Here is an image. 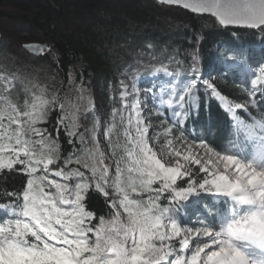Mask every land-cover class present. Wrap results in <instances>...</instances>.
<instances>
[{"label": "snow or ice", "instance_id": "obj_1", "mask_svg": "<svg viewBox=\"0 0 264 264\" xmlns=\"http://www.w3.org/2000/svg\"><path fill=\"white\" fill-rule=\"evenodd\" d=\"M159 2L231 32L221 64L243 68L250 84L234 99L222 95L203 79L196 51L183 79L162 64L154 78L170 87L159 97L148 90L156 131L135 82H120V106L104 120L82 76L68 73L65 92L5 67L0 264H264V54L245 64L235 47L241 30L264 43V0ZM201 80L233 121L225 146L186 133Z\"/></svg>", "mask_w": 264, "mask_h": 264}, {"label": "trees", "instance_id": "obj_2", "mask_svg": "<svg viewBox=\"0 0 264 264\" xmlns=\"http://www.w3.org/2000/svg\"><path fill=\"white\" fill-rule=\"evenodd\" d=\"M0 32L1 38L13 45L1 48L3 64L10 57L16 58L10 51L20 43L48 42L52 54L44 59L47 60L45 67L59 78L58 88L67 91L66 77L71 72L82 76L87 88L96 86L112 106H120L118 77L134 63L130 56L118 53L120 47L140 49L142 60L149 62L163 63L170 59V68L179 71L181 79L191 71L190 54L196 51L203 79L211 81L230 99L240 96L251 79L243 68L225 71L221 64L223 45L233 40L231 32L214 27L208 16L154 0H0ZM235 47L237 59L245 64L254 65L264 54L259 34L248 30L240 31ZM18 49L25 60L16 58L19 65L12 70L25 79L35 80L28 70L32 66L26 60L27 52L19 46ZM146 52L150 58H145ZM200 84L199 115L193 113L186 133L196 138L207 137L212 144L225 146L232 130L231 116L224 112L216 97L210 93L204 95L203 80ZM55 122L53 115L47 127L52 129Z\"/></svg>", "mask_w": 264, "mask_h": 264}, {"label": "rangeland", "instance_id": "obj_3", "mask_svg": "<svg viewBox=\"0 0 264 264\" xmlns=\"http://www.w3.org/2000/svg\"><path fill=\"white\" fill-rule=\"evenodd\" d=\"M8 45L10 47L13 46L12 44H9L3 38L0 39V50L1 48L6 47ZM22 45L23 44L20 43L19 45L14 46L13 48H11L10 52H11V55L12 54L15 55L17 59L25 60L23 57L24 54L21 53L20 50L18 49V46L21 49ZM161 50H164V48ZM118 51H119L118 53H120L121 56L126 55V56H130V58H133L132 61L134 62L132 67H129L126 72H123L118 77L120 92L122 90L121 84H120L121 81H124L129 86H131L135 82L141 91V99H144L145 94H147L148 105H147L146 111L150 110L152 112L151 119L153 121V126L156 131H160L161 130L159 127L160 121L155 119L156 109L153 107L152 92H149L148 90L149 89L155 90V95L159 97V95L161 94L160 92L161 88L167 89L168 87H170L166 83V81L169 79L168 77H164L162 74H160L159 78H154V70L155 68L160 67L163 64V65H167L169 67V70L172 71V69L170 68L171 60L166 59L165 62L163 63L157 62L155 60H152L151 62H149L148 60H142L143 51H141L140 49L124 50V48L120 47ZM27 54H28V57H27L28 59L26 60L28 64L32 66V67H28L29 68L28 70L32 74V79L35 78V80L33 81H38L42 85H47L49 87V90H51L52 88H58L59 78L57 77V75L52 69H50L48 66L45 67V61L47 60H44V59L46 57H49L52 54L51 50L44 53L42 57H36L29 53ZM146 57L150 58V55L147 52H146L145 58ZM16 58L12 59L10 57L9 62H7L6 64H3L0 60V71H2L5 67L9 69H12L15 67L17 68V66L19 65L17 61L19 60H17ZM38 59H41V61H39ZM87 95L91 97L96 107L97 115L101 116L104 120H107L110 117L111 110L113 107H118L117 105L112 106L111 104L106 102L105 99L102 98V96L100 95L99 89L94 85L88 88ZM118 97L120 98V93ZM83 123L90 124L91 120L84 121ZM162 143H163V138H161L160 143L153 144L154 149L156 151H159L162 146Z\"/></svg>", "mask_w": 264, "mask_h": 264}, {"label": "water", "instance_id": "obj_4", "mask_svg": "<svg viewBox=\"0 0 264 264\" xmlns=\"http://www.w3.org/2000/svg\"><path fill=\"white\" fill-rule=\"evenodd\" d=\"M154 1H156L157 3H160L159 0H154ZM160 4H162V3H160ZM164 5H166V6H175V5H167V4H164ZM176 7H179L181 9H183L181 6H176ZM183 10H185V9H183ZM196 15H199V14H196ZM204 16H207V14H204ZM1 37H2V35H1V32H0V39H1ZM32 45H41V46H43V48L40 51H32V50H30V46H32ZM22 48L27 53H29V54H31L33 56L42 57V55H44V53H46L47 51L51 50V45L48 42H30V43H24L22 45Z\"/></svg>", "mask_w": 264, "mask_h": 264}, {"label": "bare ground", "instance_id": "obj_5", "mask_svg": "<svg viewBox=\"0 0 264 264\" xmlns=\"http://www.w3.org/2000/svg\"><path fill=\"white\" fill-rule=\"evenodd\" d=\"M19 74V73H18Z\"/></svg>", "mask_w": 264, "mask_h": 264}]
</instances>
